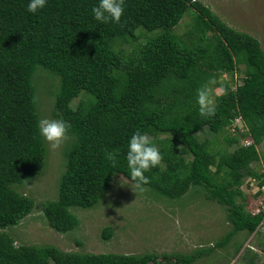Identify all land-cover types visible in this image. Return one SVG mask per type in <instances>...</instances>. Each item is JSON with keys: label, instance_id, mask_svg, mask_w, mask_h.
<instances>
[{"label": "trees", "instance_id": "trees-1", "mask_svg": "<svg viewBox=\"0 0 264 264\" xmlns=\"http://www.w3.org/2000/svg\"><path fill=\"white\" fill-rule=\"evenodd\" d=\"M27 3L0 0V264H193L213 250L80 253L15 243L8 230L37 206L18 188L45 165L34 83L40 68L57 80L52 116L71 125L57 198L39 204L52 229L78 227L74 208L99 204L116 176L135 184L126 151L137 130L163 157L145 173L144 187L169 201L195 190L226 206L232 227L218 247L264 226L263 213L248 212L240 190L245 176L262 177L253 168L260 159L257 145L264 144V50L256 37L227 25L205 0H125L119 23L95 20L91 9L98 0H47L37 13L28 12ZM188 10L194 23L182 36L175 27ZM123 44L131 45L130 52L119 48ZM241 68V83L232 89L221 76L233 77ZM210 78L216 81L210 87L223 91L215 98V115L205 118L196 96ZM237 116L247 126L240 137L250 136V144L227 133V145L236 146L217 150L199 136L205 127L227 132ZM111 231L105 228L103 238ZM244 257L246 264L255 261Z\"/></svg>", "mask_w": 264, "mask_h": 264}, {"label": "rangeland", "instance_id": "rangeland-1", "mask_svg": "<svg viewBox=\"0 0 264 264\" xmlns=\"http://www.w3.org/2000/svg\"><path fill=\"white\" fill-rule=\"evenodd\" d=\"M207 4L227 25L256 37L264 50V0H208ZM193 15L194 12L188 10L175 27L179 35L184 36L192 27ZM156 32L158 31L151 33ZM119 48L128 53L131 45L123 44ZM242 77L241 68L232 78L227 76L224 80L233 87ZM34 83L37 88L40 119L54 118L51 109L57 80L40 68ZM221 88H211L214 104L216 92ZM78 99L75 98L72 104L75 105ZM204 130L199 136L214 141L213 147L217 150L231 151L236 146L227 145L224 140L227 133L239 137L240 144L252 142V138L247 141L248 137H240V134L246 131L242 119H235L227 132L215 134L207 127ZM66 141L57 149H52L45 141L46 156L43 169L37 176L25 180L18 188L31 196L37 206L18 226L8 230L15 238L16 244H52L62 250L80 253L132 254L188 253L199 247H211L213 250L210 253L203 254L193 264H246L241 260L243 256L245 260L253 257V264H264L263 225H259L249 236H246L244 231L239 232L225 247H218L216 244L232 227L225 205L207 199L203 192L198 193L195 190L192 194L173 201L152 193L147 187H144L143 192H138L135 184L122 175L114 178L112 190L107 192L99 204L90 209L74 208V213L79 218L78 227L67 233L55 231L43 217L39 204L57 198V182L66 162L63 154ZM257 149L261 158L253 164V168L260 172L262 164L264 166V144L257 145ZM184 155L186 156L185 153ZM248 180L247 175L240 190L246 196L245 209L251 213L254 202H258L260 198L254 196L256 188L252 183L251 189L245 186ZM261 180V177L256 179L258 182ZM105 228L112 230L108 239L103 238ZM78 240L81 241L80 245ZM240 242H243L242 247L235 252V246Z\"/></svg>", "mask_w": 264, "mask_h": 264}, {"label": "clouds", "instance_id": "clouds-1", "mask_svg": "<svg viewBox=\"0 0 264 264\" xmlns=\"http://www.w3.org/2000/svg\"><path fill=\"white\" fill-rule=\"evenodd\" d=\"M46 4H47V0H28L26 8L27 11L30 13H37L39 10L43 9ZM124 4H125V0H98V3L92 7L91 11L92 14L94 15L95 20L98 22L107 23L109 21H112L119 23L124 13ZM235 73L236 72H234V74ZM227 76H229L227 73H223L221 77L224 80L227 78ZM215 82L216 81L214 79L210 78L208 83L201 86L197 90L196 102L199 106L198 111L200 115L205 118L214 116L216 112V106L212 99V92L210 87V85L215 84ZM240 83L241 81L238 84H235V86H233L232 89H235L236 86L239 85ZM222 91L223 89L221 88L220 91L216 92V95L222 94ZM235 119H242V117L237 116ZM37 126H38L39 135L46 142H48V144L52 149L59 148L68 139V133L71 128L70 123L64 119H54L47 117L41 118L38 121ZM245 129L247 131L246 125H245ZM249 140H251L250 136H248L247 138V141ZM250 143L251 142L249 143L247 142L245 145H248ZM162 158L163 157L160 148L150 140L147 134H144L141 131L137 130L130 136L127 143L126 161H127V167L129 169L130 179L135 182L136 191L143 192L145 190L144 186L148 183L149 180L148 176H146L145 173L148 172L150 169L157 167L161 163ZM260 174H262L261 178H263V180H261L263 181L262 184L256 181V178L253 176H248L249 180L245 184L246 187L247 186L249 187L248 189H251L253 188V186L250 185V183H252L256 188V192L254 193V196L260 198L257 200L258 202H254L253 204L254 207L252 208V212H251V214L253 215L260 213H263L264 215V211L262 210L259 212H254L255 208L256 207L261 208V202H264L263 164L260 169ZM253 179L255 180V183H253ZM241 186H243V183ZM14 246L16 245L14 244Z\"/></svg>", "mask_w": 264, "mask_h": 264}, {"label": "built area", "instance_id": "built-area-1", "mask_svg": "<svg viewBox=\"0 0 264 264\" xmlns=\"http://www.w3.org/2000/svg\"><path fill=\"white\" fill-rule=\"evenodd\" d=\"M263 188H264V186H263ZM264 202H261V208L260 207H256L255 208V210H254V212H259V211H264V204H263Z\"/></svg>", "mask_w": 264, "mask_h": 264}, {"label": "crops", "instance_id": "crops-1", "mask_svg": "<svg viewBox=\"0 0 264 264\" xmlns=\"http://www.w3.org/2000/svg\"><path fill=\"white\" fill-rule=\"evenodd\" d=\"M208 1V0H207Z\"/></svg>", "mask_w": 264, "mask_h": 264}]
</instances>
